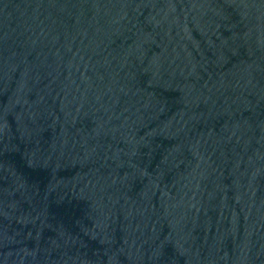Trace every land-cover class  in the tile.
<instances>
[{
	"label": "water",
	"instance_id": "95a60500",
	"mask_svg": "<svg viewBox=\"0 0 264 264\" xmlns=\"http://www.w3.org/2000/svg\"><path fill=\"white\" fill-rule=\"evenodd\" d=\"M0 264H264V0H0Z\"/></svg>",
	"mask_w": 264,
	"mask_h": 264
}]
</instances>
